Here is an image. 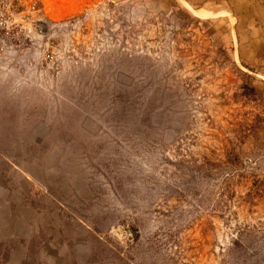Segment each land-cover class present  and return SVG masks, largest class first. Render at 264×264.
Listing matches in <instances>:
<instances>
[{"label": "rangeland", "instance_id": "rangeland-1", "mask_svg": "<svg viewBox=\"0 0 264 264\" xmlns=\"http://www.w3.org/2000/svg\"><path fill=\"white\" fill-rule=\"evenodd\" d=\"M0 264H264V0H0Z\"/></svg>", "mask_w": 264, "mask_h": 264}, {"label": "bare ground", "instance_id": "bare-ground-1", "mask_svg": "<svg viewBox=\"0 0 264 264\" xmlns=\"http://www.w3.org/2000/svg\"><path fill=\"white\" fill-rule=\"evenodd\" d=\"M198 14H199V15H200V14H201V15H206V14H209V13H206V12H204V11H202V12L199 11ZM198 14H197V15H198Z\"/></svg>", "mask_w": 264, "mask_h": 264}]
</instances>
